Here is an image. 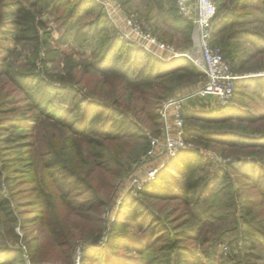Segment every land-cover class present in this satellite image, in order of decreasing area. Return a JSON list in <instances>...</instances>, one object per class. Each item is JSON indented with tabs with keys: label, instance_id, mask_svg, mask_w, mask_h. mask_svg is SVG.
I'll return each mask as SVG.
<instances>
[{
	"label": "rangeland",
	"instance_id": "obj_1",
	"mask_svg": "<svg viewBox=\"0 0 264 264\" xmlns=\"http://www.w3.org/2000/svg\"><path fill=\"white\" fill-rule=\"evenodd\" d=\"M92 1L103 7L122 40L145 48V43L125 20L145 21L149 0ZM239 1L229 0V5ZM11 2L13 0H7V3ZM244 2V8L234 14L236 16L232 22L233 29L264 34V0ZM71 9L72 6H66L56 11L53 7L41 6L37 10L39 17L45 22L46 32H49L50 40L47 44L16 46L11 37L2 34L3 31L0 30V69L3 71L0 76V107L6 103L7 107L28 109L24 92L9 78V72L13 71L31 80L38 77L50 83L54 87L51 100L54 107L61 112L68 111L71 101L83 99L84 95L98 89L97 75L86 72L92 55L74 44V30L82 22L79 24L77 19L70 16ZM81 19L89 21L88 18ZM172 20L166 14L157 13L150 24H147L153 36L166 46L172 47L178 55L159 51L153 46L150 47L152 51L146 49L147 53L167 61L189 59L203 72L200 65L202 53L199 33L194 27L189 40L188 30H178ZM252 39L250 35L242 34L233 41L241 51L252 53L251 58L245 57L246 68L250 71L243 73L242 78L264 76V50H256ZM9 47L12 52L7 55L5 49ZM206 82L200 80L197 83L175 84L174 88L171 86L172 90L162 93L164 97L154 107V111L162 116L163 106L179 97H186L185 107L195 111H210L218 105L227 106L218 97L201 93ZM245 91L248 93L247 106L252 111L264 110V100L253 94V89ZM17 112L0 110V119ZM33 114L26 112L29 117ZM140 118L142 121L140 119L138 123L145 129L147 139L136 137L128 142L106 144V149L81 146L74 142V136L67 129L56 128L47 120L43 121L41 131L33 130L29 138L24 140L21 152L16 146L3 145L5 140L1 138L3 132L0 131V171L6 176L13 171L16 176L14 184L5 189L4 195L11 202L9 214L16 218L15 232L19 239L15 243L9 242L8 245L21 249L27 264H32L31 258L42 260L35 264H81L85 242L97 238L104 227L101 241L96 244L94 241L95 245L90 244L95 249L103 247L125 199L139 196L141 189L147 183L153 182L159 172L177 156H148L149 140L151 137L162 136L164 121L161 117V134L156 136L154 131L157 130V121L147 120L146 116ZM186 127L199 129L203 133H214L215 136L210 137L212 140L201 143L196 141L194 135L186 136L187 141L193 145L192 149L199 150L213 163L208 170L209 175L213 176L237 155L238 149L231 148L222 141L236 139L242 134L263 133L264 122L258 126L247 127L235 120L218 125L187 119ZM85 149L91 150V154L83 152L84 157L90 160L79 163V151ZM163 150L162 145L159 152ZM103 151L105 157L114 155L120 160L119 164L111 168V171L121 176L116 182L110 179L109 174H103L108 170L107 165L114 164L104 162L101 157ZM74 168L80 172L82 181L74 178ZM155 170V178L151 179V173ZM229 176L234 188L232 192L224 187V178L220 176L218 182L208 191L200 196H193L189 205L179 200L155 203L161 221L174 233V238L168 239L179 238L178 241L185 250L181 257L182 262L179 261L177 252H172L171 264H264V237L257 235L245 238L242 231L249 224L253 225L250 219L254 224L261 223L264 231L263 186L259 190L254 189L249 185V180L232 172ZM87 179L91 180L93 190L88 188L85 182ZM263 183L261 181V185ZM94 190L99 193L97 197L104 202L102 206H98L94 199ZM78 206H81V211ZM147 230L148 228L139 232L140 236L146 237V241L149 238ZM118 251L120 254L117 258L122 256L125 259L126 250L118 248ZM147 255L153 264L165 261L162 257L169 259V255L154 251ZM132 258L134 261L130 260V263L140 264L144 255L133 254Z\"/></svg>",
	"mask_w": 264,
	"mask_h": 264
},
{
	"label": "trees",
	"instance_id": "obj_2",
	"mask_svg": "<svg viewBox=\"0 0 264 264\" xmlns=\"http://www.w3.org/2000/svg\"><path fill=\"white\" fill-rule=\"evenodd\" d=\"M244 1L240 0L230 6L229 0H216L217 15L213 42L221 48L232 70L240 77L236 81L234 98L229 105L225 107L218 105L210 111H195L185 107V123L187 119H190L219 125L235 120L247 127H254L264 122V110L252 111L247 106L248 93L245 91L253 89V94H257L264 100V76L242 78L243 73L250 71L246 68L245 57L251 58L252 53L241 51V48L233 42L242 34H248L253 38L255 49L264 50L263 33L240 31L232 27L236 16L234 14L244 8L246 4ZM41 6L53 7L56 11L72 6L69 11L70 16L77 19L78 23L82 22L74 30V44L92 55L91 61L86 66V72L97 75L99 86L96 91L84 95L83 99L71 101L67 107L68 111L61 112L54 107L51 100L54 87L50 83L38 77L31 80L16 71L9 72V78L24 92L28 109L7 107L6 103L0 107L3 112L19 111L15 115L0 119V131L3 132L1 138L5 140L3 144L5 146H16L21 152L23 149L20 150V148L25 144L24 140L29 138L33 130L41 131L45 120L51 122L56 128L67 129L74 136V142L81 146L85 145L87 148L95 146L106 149V144L128 142L136 137L147 139L145 129L138 123L140 116L157 121V130L154 133L159 136L162 129L160 122L162 116L154 111V107L158 106L160 99L164 97L162 93H168L172 90L171 86L175 84L207 81L204 72L189 59L184 58L180 61L168 59L167 61L148 54L143 47L122 40L103 7L92 0H13L11 3L0 0L2 34H8L16 46L47 44L50 40L49 32H46L45 22L37 13ZM157 13L166 14L171 20L173 19L178 30H188L187 36L190 40V32L195 26L191 20L179 14L176 0H149L145 22L150 24L149 22ZM81 17L88 18L89 21L85 22ZM5 51L7 55L12 52L10 47ZM2 72L0 69V76ZM27 111L34 114L30 117L26 116ZM213 134L186 127V136L194 135L198 143L212 140L210 137L215 136ZM228 140L222 142L231 148L238 149L237 155L213 176H210L208 171L213 163L199 150L182 149L159 172L153 182L147 183L141 189L139 196H130L125 199L103 247L95 249L90 244L101 241L104 227L97 238L85 242L81 264H132L134 261L132 255L142 253L144 259L140 264H153L147 255L153 251L157 254L169 255V259L162 257L165 261L159 264H171L172 252H177L179 261L182 262L181 257L185 250L181 247L179 238L168 239V237L174 238V233L169 231L167 225L161 221L155 203L179 200L189 205L193 196H200L204 191H208L218 182L220 176L224 178V187L232 192L234 188L229 176L230 172L249 180V185L254 189L259 190L260 186H263L264 194V183L261 185V181H264V131L258 135L242 134L236 139ZM83 152L91 154L90 149L79 151L80 159L77 158L79 163L90 160L84 157ZM101 157L108 164L114 163L107 165L108 170L103 174L104 176L109 174L110 179L116 182L121 176L111 171V168L119 164L120 160L114 155L105 157L104 151ZM90 166L94 167L92 163ZM74 178L83 180L76 168H74ZM15 180L13 171L7 176L0 171V264H27L22 250L8 245L9 242L15 243L19 239L15 232L16 218L9 214L11 202L4 195L5 189L14 184ZM85 182L88 188L93 190L91 180L87 179ZM97 196L99 193L94 190L93 197L98 206H102L104 202ZM78 209L81 211V206H78ZM250 220L253 225L249 224L242 230L243 236L245 238L257 235L264 237L261 223L254 224V221ZM146 228L149 235L148 243L146 237L139 235V232ZM118 248L126 250L125 259L122 256L120 259L117 258L120 254ZM188 256L191 259L190 254ZM31 261L35 264L42 260L31 258Z\"/></svg>",
	"mask_w": 264,
	"mask_h": 264
},
{
	"label": "built area",
	"instance_id": "obj_3",
	"mask_svg": "<svg viewBox=\"0 0 264 264\" xmlns=\"http://www.w3.org/2000/svg\"><path fill=\"white\" fill-rule=\"evenodd\" d=\"M179 13L191 20L201 39V53L204 61L203 72L207 82L202 90L203 95H213L219 98L223 105H229L234 98L236 81L240 78L231 68L224 57L221 48L214 44L213 35L217 15L216 0H176ZM132 31L143 41L145 49L152 51L151 46L159 51L174 53L172 47L166 46L153 36L150 26L145 21L134 22L125 20ZM186 97L174 98L168 101L162 108L161 114L164 121L162 136L150 138L149 157L165 154L169 157L176 156L182 149H192V143L186 139V123L184 108ZM164 150L160 151V147ZM157 170L151 173V179L155 178Z\"/></svg>",
	"mask_w": 264,
	"mask_h": 264
},
{
	"label": "crops",
	"instance_id": "obj_4",
	"mask_svg": "<svg viewBox=\"0 0 264 264\" xmlns=\"http://www.w3.org/2000/svg\"><path fill=\"white\" fill-rule=\"evenodd\" d=\"M201 62H200V65H201V68L203 69V66H204V61H203V57L201 58ZM202 63V64H201Z\"/></svg>",
	"mask_w": 264,
	"mask_h": 264
}]
</instances>
